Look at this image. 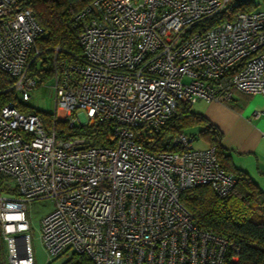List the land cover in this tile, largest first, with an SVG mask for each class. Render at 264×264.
<instances>
[{
    "label": "built area",
    "instance_id": "1",
    "mask_svg": "<svg viewBox=\"0 0 264 264\" xmlns=\"http://www.w3.org/2000/svg\"><path fill=\"white\" fill-rule=\"evenodd\" d=\"M236 0H92L74 15L79 63L59 61L53 123L111 120L112 145L65 139L13 102L0 108V264H34L27 203L52 198L40 236L51 257L85 253L95 264H223L230 239L198 226L179 200L208 184L220 198L236 179L216 149L179 132L177 150L149 152L135 140L159 130L179 103L264 96V8L211 27L198 23ZM41 33L22 0H0V69L26 103ZM56 48L55 52H57ZM39 51H37V54ZM56 54V53H55ZM264 110L253 111L259 116Z\"/></svg>",
    "mask_w": 264,
    "mask_h": 264
},
{
    "label": "trees",
    "instance_id": "2",
    "mask_svg": "<svg viewBox=\"0 0 264 264\" xmlns=\"http://www.w3.org/2000/svg\"><path fill=\"white\" fill-rule=\"evenodd\" d=\"M91 1L22 0L24 6L32 9L41 27V33L30 52L28 68L31 74L38 75L39 84L54 76L59 61H82L74 15ZM255 8L253 0L234 3L202 20L198 26L211 27L221 21L233 19L239 12L253 11ZM13 81L12 76L0 69V108L13 102L22 111L38 114L46 129H54L59 137L65 139L81 137L95 145L114 143L111 120L94 125L70 126L65 120L53 123L54 113L34 110L18 99L16 91L10 88ZM192 127H198L197 134L207 144L215 147L220 166L235 176L236 183L228 198H220L208 184H199L183 189L179 195L180 202L192 214L200 228L225 236L239 246L237 253L232 249L228 250L223 264H264V191L245 171L232 163L230 155L221 145L222 134L214 124L202 113L193 111L187 103H179L159 130L142 134L139 129H135V140L149 152H171L177 150L172 144L173 136ZM62 264L95 263L85 253L73 252Z\"/></svg>",
    "mask_w": 264,
    "mask_h": 264
},
{
    "label": "crops",
    "instance_id": "3",
    "mask_svg": "<svg viewBox=\"0 0 264 264\" xmlns=\"http://www.w3.org/2000/svg\"><path fill=\"white\" fill-rule=\"evenodd\" d=\"M234 96L235 99L229 101L199 99L200 107L194 109L191 105V109L202 113L215 125L222 134L221 145L230 155L232 163L245 171L264 191V113L259 116L250 114L253 109L264 110V100L259 94L236 92ZM249 97L252 100L245 105ZM197 130L198 127H192L186 133L193 136ZM208 146L204 141L202 146L194 147Z\"/></svg>",
    "mask_w": 264,
    "mask_h": 264
},
{
    "label": "rangeland",
    "instance_id": "4",
    "mask_svg": "<svg viewBox=\"0 0 264 264\" xmlns=\"http://www.w3.org/2000/svg\"><path fill=\"white\" fill-rule=\"evenodd\" d=\"M253 2L256 5L255 9L258 10L264 8V0H253ZM54 94L55 93L53 86V78H48L30 91L31 97L30 100L26 103L28 104L29 108H32L34 110H39L45 113H55L56 115H62V110L55 104ZM259 96L262 98V100H264V96ZM251 100L252 97H249L245 105ZM200 103V101H197L196 103L192 104V108L198 109V107H200ZM255 110L258 109L251 110L250 114H252ZM186 131L188 132L189 129H187ZM193 133L194 146H202L204 140L197 134V131ZM52 208V198L36 199L28 202L26 206V214L29 221V229L27 232L30 237V246L33 254L34 264H62V262L67 258L66 255L51 257L46 251L41 240V219L48 212H50Z\"/></svg>",
    "mask_w": 264,
    "mask_h": 264
},
{
    "label": "water",
    "instance_id": "5",
    "mask_svg": "<svg viewBox=\"0 0 264 264\" xmlns=\"http://www.w3.org/2000/svg\"><path fill=\"white\" fill-rule=\"evenodd\" d=\"M245 1H247V0H236L237 3H243Z\"/></svg>",
    "mask_w": 264,
    "mask_h": 264
}]
</instances>
